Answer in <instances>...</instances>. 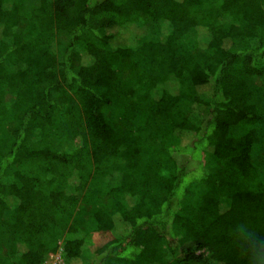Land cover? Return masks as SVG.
<instances>
[{
	"label": "trees",
	"instance_id": "1",
	"mask_svg": "<svg viewBox=\"0 0 264 264\" xmlns=\"http://www.w3.org/2000/svg\"><path fill=\"white\" fill-rule=\"evenodd\" d=\"M58 254L264 264V0H0V264Z\"/></svg>",
	"mask_w": 264,
	"mask_h": 264
},
{
	"label": "rangeland",
	"instance_id": "2",
	"mask_svg": "<svg viewBox=\"0 0 264 264\" xmlns=\"http://www.w3.org/2000/svg\"><path fill=\"white\" fill-rule=\"evenodd\" d=\"M129 32L131 34L133 32V29L131 31L126 32V33L128 35H130ZM98 238H99L98 235H96V234L92 235L93 240L98 239ZM45 264H63V260H62L61 256L58 254V255H54V256H49L47 258V261ZM74 264H84V263H83V261H78V262H75Z\"/></svg>",
	"mask_w": 264,
	"mask_h": 264
}]
</instances>
